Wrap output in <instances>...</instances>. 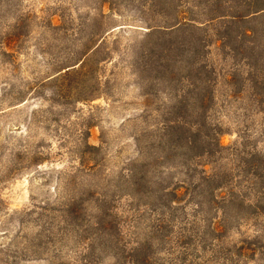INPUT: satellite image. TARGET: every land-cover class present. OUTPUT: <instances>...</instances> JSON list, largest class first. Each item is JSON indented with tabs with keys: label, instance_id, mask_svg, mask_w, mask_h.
I'll return each instance as SVG.
<instances>
[{
	"label": "rangeland",
	"instance_id": "1",
	"mask_svg": "<svg viewBox=\"0 0 264 264\" xmlns=\"http://www.w3.org/2000/svg\"><path fill=\"white\" fill-rule=\"evenodd\" d=\"M184 2L180 10L196 4ZM167 7L0 0V264H264L257 72L209 43L215 96L200 114L174 115L186 87L142 55ZM236 67L245 79L231 83ZM174 119L214 125V155L157 160L158 128ZM84 139L98 150L82 154ZM145 169L140 194L128 184Z\"/></svg>",
	"mask_w": 264,
	"mask_h": 264
},
{
	"label": "trees",
	"instance_id": "2",
	"mask_svg": "<svg viewBox=\"0 0 264 264\" xmlns=\"http://www.w3.org/2000/svg\"><path fill=\"white\" fill-rule=\"evenodd\" d=\"M184 1L162 0L163 5L171 8L162 10L163 20L148 25L150 30L142 49L143 56L149 54L153 58L154 64L148 69H154L157 76L177 80L182 88L186 87L183 94L177 92L179 99L172 106L173 114H200L199 111H206L203 100H213L216 65L210 62L205 52L204 47L209 43L217 48H229V55L248 61L250 70L257 72L253 74L252 82L264 91V0H193L195 6L180 10L179 5ZM232 69L234 74L229 82H234L235 77L239 82L245 79L239 76L242 74L240 67ZM77 70V67L70 68L64 76ZM214 128L205 119L197 122L169 120L158 128V140L152 143V149L157 148L153 155L161 163L176 158L178 154L190 158L210 157L214 155L211 148L213 136L220 135ZM216 145L221 146L219 139H216ZM95 150L98 146L86 139L79 148L82 154ZM90 160L96 164L94 157ZM142 163L148 165L147 159ZM147 172L145 169L139 174L135 170L131 174L128 185H134L140 194L148 191L150 179ZM260 174L264 180V168ZM204 178L214 181L217 174L204 175ZM216 185L220 187L222 184L218 182ZM112 214L103 204L98 214L103 228H108L106 221Z\"/></svg>",
	"mask_w": 264,
	"mask_h": 264
}]
</instances>
